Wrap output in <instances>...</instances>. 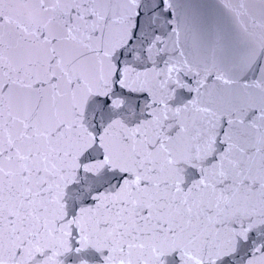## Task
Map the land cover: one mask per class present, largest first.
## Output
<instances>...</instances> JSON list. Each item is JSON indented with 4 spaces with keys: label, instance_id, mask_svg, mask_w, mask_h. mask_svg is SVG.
Listing matches in <instances>:
<instances>
[{
    "label": "snow or ice",
    "instance_id": "1",
    "mask_svg": "<svg viewBox=\"0 0 264 264\" xmlns=\"http://www.w3.org/2000/svg\"><path fill=\"white\" fill-rule=\"evenodd\" d=\"M0 264H264V0H0Z\"/></svg>",
    "mask_w": 264,
    "mask_h": 264
}]
</instances>
